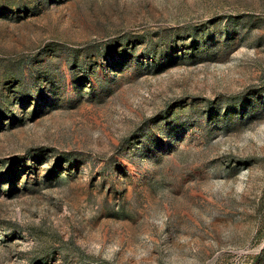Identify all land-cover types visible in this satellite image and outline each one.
I'll return each mask as SVG.
<instances>
[{"label": "rangeland", "instance_id": "1", "mask_svg": "<svg viewBox=\"0 0 264 264\" xmlns=\"http://www.w3.org/2000/svg\"><path fill=\"white\" fill-rule=\"evenodd\" d=\"M0 264H264V0H0Z\"/></svg>", "mask_w": 264, "mask_h": 264}]
</instances>
